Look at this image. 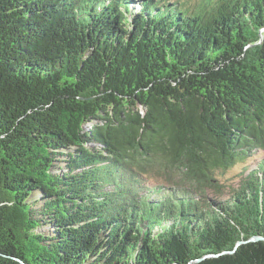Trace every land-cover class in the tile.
<instances>
[{
    "label": "trees",
    "instance_id": "1",
    "mask_svg": "<svg viewBox=\"0 0 264 264\" xmlns=\"http://www.w3.org/2000/svg\"><path fill=\"white\" fill-rule=\"evenodd\" d=\"M256 236L264 0H0V264H264L215 257Z\"/></svg>",
    "mask_w": 264,
    "mask_h": 264
},
{
    "label": "water",
    "instance_id": "2",
    "mask_svg": "<svg viewBox=\"0 0 264 264\" xmlns=\"http://www.w3.org/2000/svg\"><path fill=\"white\" fill-rule=\"evenodd\" d=\"M258 242H264V237H259V236H256V237H252L251 239L245 241V242H238L235 249L231 252H225L223 254H220V255H217L215 257H219L221 255H226V254H234L235 251L237 250V248H239L240 246L242 245H245V244H249V243H258ZM17 261H19L21 264H26L24 263L23 261L19 260V259H16Z\"/></svg>",
    "mask_w": 264,
    "mask_h": 264
},
{
    "label": "rangeland",
    "instance_id": "3",
    "mask_svg": "<svg viewBox=\"0 0 264 264\" xmlns=\"http://www.w3.org/2000/svg\"><path fill=\"white\" fill-rule=\"evenodd\" d=\"M262 156H263L262 153H258V154L256 155V157H255L252 161H250L249 163H252V165L255 167L257 160L260 159ZM252 165H251V166H252ZM240 172H241V167H237V168H235L232 172H229V173L226 175V178L229 179V180H234V182H235L236 177L238 176V174H239Z\"/></svg>",
    "mask_w": 264,
    "mask_h": 264
}]
</instances>
